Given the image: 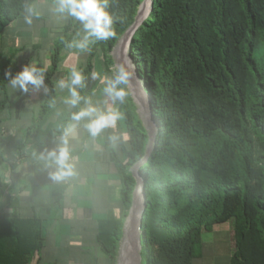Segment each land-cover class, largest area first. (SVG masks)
Returning <instances> with one entry per match:
<instances>
[{
    "label": "trees",
    "instance_id": "trees-1",
    "mask_svg": "<svg viewBox=\"0 0 264 264\" xmlns=\"http://www.w3.org/2000/svg\"><path fill=\"white\" fill-rule=\"evenodd\" d=\"M38 1L0 0V34L29 7L35 12ZM142 1L110 0L116 35L92 43L78 68L85 76L86 86L79 89L84 98L100 84L91 77L101 71L98 55L112 74L111 52L134 24ZM82 29L67 17L53 46L45 101L21 147L30 152L27 159L65 135L72 114L84 106L82 101L66 111L60 130L44 129L54 112L60 54ZM129 57L145 85L155 126L149 157L136 172L144 192V264L196 263L207 257L219 226L227 231L228 264H264V0H154L132 38ZM114 106L127 139L119 141L120 155L110 152L128 211L136 188L131 168L144 157L149 137L130 93ZM2 167L0 159V202L8 190ZM41 223L0 210V264H38ZM98 226V246L116 264L122 225L109 220Z\"/></svg>",
    "mask_w": 264,
    "mask_h": 264
},
{
    "label": "crops",
    "instance_id": "crops-1",
    "mask_svg": "<svg viewBox=\"0 0 264 264\" xmlns=\"http://www.w3.org/2000/svg\"><path fill=\"white\" fill-rule=\"evenodd\" d=\"M39 1L42 5L45 4ZM38 16L39 20L32 18L31 24L25 22L24 16L7 27L5 33L4 30L1 32L4 39L0 40V83H5V88L2 90L0 87V103L4 98L11 113H0V159L3 160L2 170L8 184L6 197L0 202V210L5 215L20 220L37 219L42 222L43 244L37 255L38 264H111L112 261L98 246V225L101 221H125L121 229L122 238V230L129 220L131 209L130 206L126 211L121 203V184L110 152L113 150L120 155L119 142L113 143L110 140L113 130L105 129L100 135L92 137L85 128L87 119L67 123L68 131L63 136L68 140L73 169L70 176L60 180L52 178L51 173L55 168L50 166L46 154L57 146L62 136L43 148L33 159H27L31 156L30 152L21 149L27 132L45 101L47 91L44 88L35 90L30 87L25 93L11 87L10 79L25 66L44 68L46 73L50 68L53 46L61 37V28L65 24L59 29L56 27L58 32L49 33V39H46L47 36L42 38L43 29L52 25L45 24ZM82 36L83 29L74 41ZM43 41H46L45 45L48 47L44 56L40 54L39 48ZM91 44L85 51L68 47L61 52L53 76L56 93L54 112L48 118L45 130H60L66 126L64 114L71 106L64 101L70 94L66 88L61 90L57 85L61 79H68L72 67L78 69L83 65ZM11 51L15 54H11ZM6 72H10L11 76H6ZM103 88L100 83L89 97L101 111L115 107ZM116 132L124 133L119 121ZM19 154L23 158H19ZM42 156L45 158L42 159ZM133 167L131 171L134 174ZM223 232H227L226 229ZM225 238L223 243L227 245V236ZM122 242L120 239V243ZM120 243L116 264L119 262ZM208 246L211 248V244Z\"/></svg>",
    "mask_w": 264,
    "mask_h": 264
},
{
    "label": "clouds",
    "instance_id": "clouds-1",
    "mask_svg": "<svg viewBox=\"0 0 264 264\" xmlns=\"http://www.w3.org/2000/svg\"><path fill=\"white\" fill-rule=\"evenodd\" d=\"M110 0H55V11L62 18L71 17L82 24L83 36L81 39L68 44V47H75L81 51L88 49L90 43L101 40H108L116 35L114 29V17L109 11ZM37 15L32 8L27 9L25 22L32 23V18ZM77 35H80L79 33ZM130 63L116 64L111 70V76H100L93 72L92 79H100L104 85L103 91L113 105L124 103L129 96L128 85L133 77L130 70ZM11 76L10 72L5 73ZM45 81V69L34 66H25L22 71L10 79V85L14 89L28 92L30 87L35 90L44 88L47 91ZM61 90L67 89L69 97L65 103L73 108H77L83 101L85 107H80L79 111L72 114V120L80 122L87 119L85 128L92 137L100 135L105 129H112L113 135L110 140L117 143L127 139L126 134L117 133V122L122 119V114L115 107H108L105 111L99 110L90 98L81 96L79 89L86 86L85 76L76 67L69 71L67 80L61 79L57 85ZM107 103V101L105 102ZM42 159L45 157L42 156ZM47 161L50 166H54L55 171L51 173L54 180H60L72 174L73 164L68 140L66 136L60 138L55 148L47 151Z\"/></svg>",
    "mask_w": 264,
    "mask_h": 264
},
{
    "label": "bare ground",
    "instance_id": "bare-ground-1",
    "mask_svg": "<svg viewBox=\"0 0 264 264\" xmlns=\"http://www.w3.org/2000/svg\"><path fill=\"white\" fill-rule=\"evenodd\" d=\"M149 3L148 0L144 1L142 6V11L140 16L137 19L135 26L130 30V32L122 38L120 44L116 47V49L112 53V58L115 61V64L125 63L126 65L130 63V70L133 72V77L129 82V88L132 89L134 100L140 108V113L142 118L148 128L154 126L153 122L149 119L148 116V105L147 98L145 94L144 85L138 81V78L135 75L131 59L129 57V48L131 39L136 33V30L139 29L141 23L146 17V13L148 11ZM135 205L133 208V212L131 217L128 220L126 226V234L124 240L120 247L119 253V262L118 264H139L140 256H139V246L137 243V227L139 222V214L141 211V191L140 186H138L135 193Z\"/></svg>",
    "mask_w": 264,
    "mask_h": 264
},
{
    "label": "rangeland",
    "instance_id": "rangeland-1",
    "mask_svg": "<svg viewBox=\"0 0 264 264\" xmlns=\"http://www.w3.org/2000/svg\"><path fill=\"white\" fill-rule=\"evenodd\" d=\"M41 3L42 2H40L38 5H35L34 9H35L36 14L40 15L41 20L44 21L45 24H51L52 25V27L46 26V29L45 30L43 29L42 38L47 36L46 39H49L51 37V35L49 33L58 32L59 27L65 23V20H67V18L65 20H63V18L58 13H56L55 5L51 6V5H48L46 3L42 5ZM5 31H6V29L3 31V33H5ZM3 33H1V35H0V40L4 39V37L2 36ZM45 42L46 41H43V42H40V44H39V48L41 49L40 54L42 56H44V53H45V50L47 47L45 45L46 44ZM11 54H15V52L11 51ZM97 59H98L97 66L99 64L100 68H101L99 75L100 76H111V74H109V71L106 72V69L103 66V61H102V58L100 55L97 56ZM115 65H116L115 61L113 60V65L110 68V72ZM132 66L134 69L133 64H132ZM138 81L143 84V82L140 81V79H138ZM1 84H2V82L0 83V87H1ZM101 85L104 86L102 83H101ZM128 88H129V86H128ZM129 90H130L129 93H130L131 98L133 100V103L135 105L136 112L138 113L139 117L143 120L142 115L140 113V108L134 100L132 89H129ZM2 96L5 97L4 94ZM7 107H8V105L6 106L5 99L3 98V100L0 103V113H2V114L11 113V110L8 111ZM143 122H144V120H143ZM119 124H120V127L124 129L123 119L119 120ZM124 222L125 221L121 222L122 226L124 225ZM225 229H226V227H223V226H219V227L214 228L213 238H211L212 241L210 242L211 243V249L209 250V248L207 247V250H208V252L206 253L207 257L201 258V260L204 258L203 262L201 260H199L200 262L197 261L196 263L199 262L198 264H202V263L203 264H228V257H227V251H226L227 245L225 243H223L224 241H226L225 237L227 236L226 235L227 232H223ZM205 236H207V235H205ZM120 244H122V243H120ZM224 247H225V250H224ZM196 263H194V264H196ZM139 264H144V260H142V258H141V263H139Z\"/></svg>",
    "mask_w": 264,
    "mask_h": 264
},
{
    "label": "water",
    "instance_id": "water-1",
    "mask_svg": "<svg viewBox=\"0 0 264 264\" xmlns=\"http://www.w3.org/2000/svg\"><path fill=\"white\" fill-rule=\"evenodd\" d=\"M144 1H142L140 7H139V10H138V13H137V16H136V19H135V22L134 24L124 33V35L119 39V41L117 42L116 46L114 47L113 51L116 49V47L120 44L121 40L123 37H125L129 32L130 30L135 26L136 22H137V19L138 17L140 16L141 14V11H142V6L144 4ZM148 3H149V7H148V11L146 13V17L144 18V20L148 17L151 9H152V6H153V3H154V0H148ZM143 20V21H144ZM141 26V25H140ZM131 43H132V39H131ZM130 43V44H131ZM130 49V48H129ZM113 51L111 52V56H112V53ZM132 62V61H131ZM133 64V63H132ZM134 72H135V75L136 77L138 78L137 76V72L135 70V67H134ZM139 79V78H138ZM144 88H145V85H144ZM128 91L129 88H128ZM145 94H146V98H147V105H148V116H149V119L152 121V115H151V105H150V101H149V98H148V95L145 91ZM131 96V95H130ZM140 120L142 121L143 123V126L145 128V130L147 131V134H148V137H149V141H148V144H147V147L145 149V154H144V157L142 158V160L137 163L133 168L135 169V173H134V178L136 179V188L133 192V196H132V203H131V209H130V213H129V218L131 217L132 215V212H133V208H134V205H135V193H136V190L138 188V186H140V191H141V211H140V214H139V222H138V227H137V231H138V235H137V243H138V246H139V256H140V263H141V245H140V226H141V218H142V214H143V209H144V192H143V182L142 180L139 179L138 175L136 174V172L138 171L139 167L147 160V158L149 157V154L151 152V147H152V143H153V139H154V136H155V126H152L151 128H148L145 123L143 122V120L140 118ZM128 223V222H127ZM126 226L127 224L124 226L123 230H122V238H121V241L124 240V237H125V234H126Z\"/></svg>",
    "mask_w": 264,
    "mask_h": 264
}]
</instances>
